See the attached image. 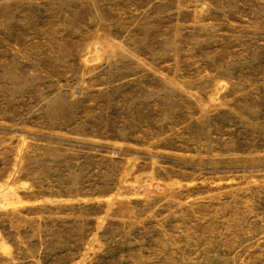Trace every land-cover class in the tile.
Listing matches in <instances>:
<instances>
[{"label": "rangeland", "instance_id": "rangeland-1", "mask_svg": "<svg viewBox=\"0 0 264 264\" xmlns=\"http://www.w3.org/2000/svg\"><path fill=\"white\" fill-rule=\"evenodd\" d=\"M0 264H264V0H0Z\"/></svg>", "mask_w": 264, "mask_h": 264}]
</instances>
